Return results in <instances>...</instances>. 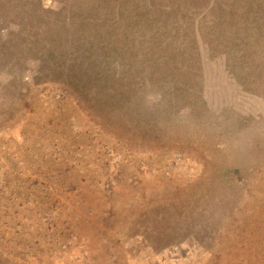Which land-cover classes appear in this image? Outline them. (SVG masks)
Returning a JSON list of instances; mask_svg holds the SVG:
<instances>
[{"label":"rangeland","instance_id":"1","mask_svg":"<svg viewBox=\"0 0 264 264\" xmlns=\"http://www.w3.org/2000/svg\"><path fill=\"white\" fill-rule=\"evenodd\" d=\"M0 264H264V0H0Z\"/></svg>","mask_w":264,"mask_h":264}]
</instances>
